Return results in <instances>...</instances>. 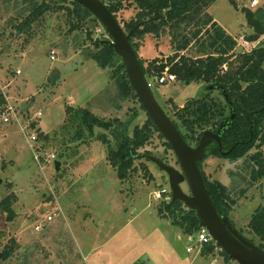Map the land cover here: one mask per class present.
<instances>
[{
	"label": "rangeland",
	"instance_id": "374dc122",
	"mask_svg": "<svg viewBox=\"0 0 264 264\" xmlns=\"http://www.w3.org/2000/svg\"><path fill=\"white\" fill-rule=\"evenodd\" d=\"M44 1L52 10L18 33L16 27L36 3ZM71 1L0 0V97L5 99V109L9 106L15 109L12 122L0 124V264H237L227 260L216 245L215 255L198 254L199 244L192 236L172 220L159 216V209L170 201L157 200L154 193L170 186L169 177L149 157L183 171L165 139L156 134L138 152L137 170L121 182L100 138L106 137L115 147L112 131L96 128L90 137L82 129L77 134L80 124L71 121L73 115L67 117L68 107L88 109L99 118L116 123L114 129L120 133L122 128L117 123L127 124L128 135H132L135 127H142L148 115L137 100L121 94L117 79L112 77L114 66L101 69L91 59L98 51L96 41L110 37L93 17L80 20L70 14L67 8L73 9ZM98 1L106 6L111 3V0ZM251 1L218 0L208 10L237 40L234 55L250 52L242 39L255 34L243 9L253 10L255 20L264 27V0H259L254 8L249 6ZM123 5V10L136 17L135 4L124 1ZM129 14L117 16L127 33L124 24L131 21L127 18ZM157 39L165 53L169 47L175 54L170 30L166 29ZM139 40L133 41L138 52L142 44ZM258 47L264 48V36L254 46ZM196 50L197 47H192L184 55L195 58ZM52 51H56L54 61ZM138 58L145 68L153 60L167 57L148 53L144 58L138 54ZM210 86L197 83L186 86L176 81L153 86L152 91L185 134L176 118V107L202 99L208 91L211 97L227 104L224 95L210 90ZM182 103H185L182 107L178 106ZM22 104L27 105L25 110L21 109ZM39 132L47 135L48 140L40 137ZM192 146L196 147L195 143ZM259 151L264 158V147L253 149L235 167L229 159H206L203 173L210 172L214 180L230 185L227 192L235 204L229 215L234 212L232 220L239 237L264 251L260 239L248 228L257 208L264 209V178L258 187H254L258 182L251 179L256 168L251 157ZM50 155H55L56 160L48 162ZM56 161L61 163L59 172ZM205 176L211 181L210 176ZM183 189L191 193L188 184ZM6 209H11V213ZM185 209L189 210L187 206ZM54 214H57L54 220L48 222L47 217ZM183 217L177 214L175 221L182 223ZM189 247L194 248L192 253L187 252ZM5 250L12 253L6 261L2 259Z\"/></svg>",
	"mask_w": 264,
	"mask_h": 264
},
{
	"label": "trees",
	"instance_id": "16d2710c",
	"mask_svg": "<svg viewBox=\"0 0 264 264\" xmlns=\"http://www.w3.org/2000/svg\"><path fill=\"white\" fill-rule=\"evenodd\" d=\"M124 1H130L138 9L135 19L124 24L125 29L132 33L131 43L137 58L138 49L133 43L134 39H141L149 34L159 38L166 29L170 30L172 35L174 55L162 60L155 59L145 68L138 58L147 78L160 77L164 70L169 68L170 73L175 75L179 83L186 86L192 83H203L207 86L216 85L220 88L219 93L222 95L224 92L231 102L236 113L235 120L222 134L223 148L228 154H222L219 146L214 144L208 147L204 159L213 156L239 161L247 157L253 149L261 150L264 147V48H254V46L264 36V27L255 20L253 10H242L249 26L255 30L253 36L242 39L245 46L251 51L234 55L238 45L237 40L225 31L208 12L218 0H111L107 7L116 16L124 9ZM71 5L73 9L67 8L70 14L80 17V20L93 17L94 21L99 23L98 19L81 5L74 1H71ZM51 10V6L45 1L36 3V7L31 13L16 27L17 32L22 33L23 30L30 28ZM196 22L198 24H195ZM188 29L189 31L186 33ZM177 30H182L184 33L179 34ZM96 46L98 51L91 56V59L101 69L114 66L115 71L112 77L117 79L121 94L137 100L141 109L145 111L131 86L121 58L108 44L96 41ZM192 47L198 48L196 50L198 56L195 58L184 55ZM234 59H236L235 62ZM210 94L208 92L202 99H192L187 101L184 107L175 108L176 118L181 122L182 129L185 130V134H181L191 146L193 143L195 145L199 143L205 131L216 132L219 124L229 119V108L226 102L215 99ZM5 104V99L0 97V110L5 109ZM66 113L67 117L69 114L73 115L74 120L71 121L79 122L80 128L77 129V134H81L82 129L86 130L90 137H93L96 128L112 131L117 142L115 147L111 146L106 137L100 138L107 147L108 161L116 170L121 182H125L130 174L137 170L135 161L140 157L138 152L144 149L156 134L164 140L149 116L142 127H135L132 135H128L129 126L127 124L117 123L118 127L122 128V133H120L114 129L116 123L105 121L88 109L75 110L73 107H68ZM174 125L181 131L176 123ZM40 134V137L44 136L43 133ZM44 138L48 140L47 135ZM166 145L172 149L169 143ZM251 160L256 165V168L251 172V179L256 183L264 178L262 152L259 151L253 155ZM203 161L199 162V167L211 199L221 217L229 220L230 209L235 202L228 195L227 188L218 182L208 180L202 171ZM6 210L11 213V209ZM177 214L184 215L182 223L175 221ZM159 216L162 219L172 220L175 226L192 237L201 230L196 213L190 209L187 211L184 203L178 200L171 199L170 202H165L159 209ZM12 218L11 216L10 220ZM248 228L260 239V248L264 250V209H258L254 213ZM215 250V245H205L202 252L209 255ZM11 254L10 251L5 250L2 259L8 260L11 258ZM223 254L228 260L227 254Z\"/></svg>",
	"mask_w": 264,
	"mask_h": 264
},
{
	"label": "water",
	"instance_id": "95a60500",
	"mask_svg": "<svg viewBox=\"0 0 264 264\" xmlns=\"http://www.w3.org/2000/svg\"><path fill=\"white\" fill-rule=\"evenodd\" d=\"M72 1L89 11L104 27L110 38L103 41V43L111 46L121 58L137 99L176 154L183 169L182 172L164 165L156 157H149V160L155 162L168 175L172 199L184 203L185 206L196 213L200 221V228H205L209 231L216 246L227 254L231 261H235L237 264H264V251L241 239L238 235V230L226 218L221 217L211 199L199 167V162L204 160L206 150L211 143L216 142L220 146V151L224 153L222 134L231 126L236 116L227 95L223 92L231 109V117L227 123L225 125L222 124L217 133L211 130L205 131L196 147L189 145L157 101L133 49L131 43L132 33H127L115 14L111 13L108 7L100 1ZM7 52L9 53V51ZM209 89L219 90L220 88L216 85H211ZM26 108V104L21 105L22 110ZM55 168L59 172L61 163L56 161ZM184 184H188L191 191L190 194L185 193Z\"/></svg>",
	"mask_w": 264,
	"mask_h": 264
},
{
	"label": "built area",
	"instance_id": "2783aa9c",
	"mask_svg": "<svg viewBox=\"0 0 264 264\" xmlns=\"http://www.w3.org/2000/svg\"><path fill=\"white\" fill-rule=\"evenodd\" d=\"M259 4V0H252L250 2V7L254 8ZM51 60H56V51L51 52ZM151 88L153 86H164L168 83H173L176 82L177 79L175 75L171 74L169 71V68H166L163 72V74L160 77L154 76L147 78ZM15 116V109L11 106L7 107L6 109H3L0 111V124H5L8 125L12 122L13 118ZM36 137H32L33 141H36ZM38 161L39 159L36 158ZM48 162L52 160H56L55 155H50L48 159H46ZM155 198L157 200H162V201H170L172 199V193L170 190V187H164L159 191H156L155 193ZM57 214L50 215L47 217L48 222H52L54 218L56 217ZM198 244L200 250L205 246V245H216L215 241L213 240L212 236L210 235L209 231L205 228H201V230L194 236L192 237ZM194 251L193 247H189L187 249L188 253H192Z\"/></svg>",
	"mask_w": 264,
	"mask_h": 264
},
{
	"label": "crops",
	"instance_id": "0c3cea01",
	"mask_svg": "<svg viewBox=\"0 0 264 264\" xmlns=\"http://www.w3.org/2000/svg\"><path fill=\"white\" fill-rule=\"evenodd\" d=\"M127 14H129V11L128 10H122V11H120L116 16H119V15H122L123 17L124 16H127ZM127 18H129V20L131 19V20H133V19H135V14H132V13H130L129 15H128V17ZM215 20V19H214ZM158 39L157 38H155V36L154 35H152V34H149V35H146L145 37H143V38H141V40H139L142 44H141V46L139 45V52H137L139 55H140V57L142 58H144V54L146 55V54H148V53H152V54H165V57H169V56H172V52H171V49L168 47V49H169V51H168V53H165L164 51H163V45L161 44V42H159V41H157ZM156 56H154V58H155ZM193 84V83H192ZM199 86L201 85L202 87H208L207 85H205V84H203V83H197ZM210 86V85H209ZM209 92V91H208ZM170 100V99H169ZM175 102V101H174ZM186 103V102H185ZM185 103H182V104H179L178 106H180V107H182ZM209 158H215V159H218L217 157H213V156H209L208 158H206V159H209ZM206 159H204V161L206 160ZM203 161V162H204ZM239 163H240V160L239 161H236V162H232L231 164H232V166L233 167H235V166H237V165H239ZM204 164L202 163V171L204 172ZM206 167V166H205ZM220 169V168H219ZM231 171V170H230ZM230 171H229V173H230ZM205 174H207V176H210V180H211V182H218V181H216V180H214L213 179V176H212V174L209 172V173H205ZM218 183H220V184H222L225 188H227L228 190H230L229 189V184H223V183H221V182H218ZM230 183V182H229ZM261 183V181H259L254 187H258V185ZM245 197H247V194H245L244 195ZM236 206V205H235ZM234 206V207H235ZM233 207V208H234ZM235 209V208H234ZM234 212H232L230 215H229V222L232 224V226L235 228V229H237L238 230V228L235 226V223L233 222V218H232V214H233ZM248 224V223H247ZM239 231V230H238ZM203 249V248H202ZM202 249L200 250V248L198 247V254H200V255H204V256H213V255H215L216 254V250L213 252V253H211V254H209V255H206V254H203V252H202ZM91 252H89V254H90Z\"/></svg>",
	"mask_w": 264,
	"mask_h": 264
},
{
	"label": "flooded vegetation",
	"instance_id": "af4514ba",
	"mask_svg": "<svg viewBox=\"0 0 264 264\" xmlns=\"http://www.w3.org/2000/svg\"><path fill=\"white\" fill-rule=\"evenodd\" d=\"M227 105H228V103H227ZM228 108H229V113H230V117H231V109H230V106H229V105H228ZM229 119H230V118H229ZM229 119H228V120H229ZM228 120H227V121H228ZM227 121H224V122L220 123L219 126H218L217 128H219L223 123L226 124L225 122H227ZM212 131H213V130H212ZM213 132H214V131H213ZM217 132H218V131H217V129H216V132H214V133H217ZM198 144H199V143H198ZM198 144H197V145H198ZM214 144H217V143H216V142H213V143H211L210 146H213ZM197 145H196V146H197ZM217 145H218V144H217ZM218 146H219V145H218ZM222 146H223V144H222ZM207 149H208V148H207ZM219 150H220V146H219ZM223 152H224L225 154H228L227 151H224V148H223ZM221 153H222V152H221ZM224 153H222V154H224ZM225 154H224V155H225ZM233 162H234V161H233ZM235 162H236V161H235ZM260 208H262V207H259V208H257V209H260Z\"/></svg>",
	"mask_w": 264,
	"mask_h": 264
}]
</instances>
